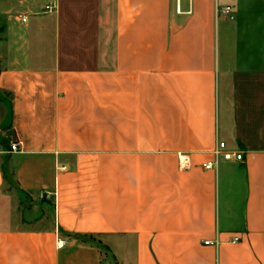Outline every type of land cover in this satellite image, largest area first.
Here are the masks:
<instances>
[{
    "label": "crops",
    "instance_id": "crops-1",
    "mask_svg": "<svg viewBox=\"0 0 264 264\" xmlns=\"http://www.w3.org/2000/svg\"><path fill=\"white\" fill-rule=\"evenodd\" d=\"M48 1L0 0V264H264V0Z\"/></svg>",
    "mask_w": 264,
    "mask_h": 264
},
{
    "label": "built area",
    "instance_id": "built-area-1",
    "mask_svg": "<svg viewBox=\"0 0 264 264\" xmlns=\"http://www.w3.org/2000/svg\"><path fill=\"white\" fill-rule=\"evenodd\" d=\"M55 7L54 1L49 0L43 7L44 11H52ZM218 13H221L225 15L228 19H233L234 18V11L233 7L230 4L223 5L222 7H219L217 9ZM21 20L25 21V16H21ZM19 150V142L18 141H12L9 144V149L8 152H14ZM214 155V161H208L202 164V167L205 169L208 168H213L217 164V159L221 158L223 160H229V159H234V160H241L242 159V154L238 151H230L227 150L226 143L223 140H220L217 142L216 147L212 151ZM238 237H233L232 241H237ZM204 244L207 245H217L218 241L216 239H205L203 240ZM58 247L62 246L63 243L62 241L58 242L56 244Z\"/></svg>",
    "mask_w": 264,
    "mask_h": 264
},
{
    "label": "rangeland",
    "instance_id": "rangeland-1",
    "mask_svg": "<svg viewBox=\"0 0 264 264\" xmlns=\"http://www.w3.org/2000/svg\"><path fill=\"white\" fill-rule=\"evenodd\" d=\"M8 97L0 92V159L4 160L9 149V143L13 140L9 128ZM7 150V151H6Z\"/></svg>",
    "mask_w": 264,
    "mask_h": 264
}]
</instances>
